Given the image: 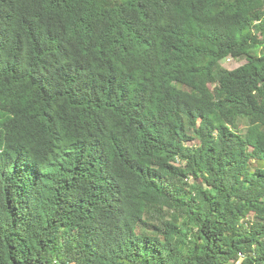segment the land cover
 I'll list each match as a JSON object with an SVG mask.
<instances>
[{"label":"trees","instance_id":"obj_1","mask_svg":"<svg viewBox=\"0 0 264 264\" xmlns=\"http://www.w3.org/2000/svg\"><path fill=\"white\" fill-rule=\"evenodd\" d=\"M0 264H264V0H0Z\"/></svg>","mask_w":264,"mask_h":264},{"label":"rangeland","instance_id":"obj_2","mask_svg":"<svg viewBox=\"0 0 264 264\" xmlns=\"http://www.w3.org/2000/svg\"><path fill=\"white\" fill-rule=\"evenodd\" d=\"M245 62H246V59L244 57H239V58L226 57L221 60V65L227 69H233ZM210 87L211 89H213L214 86L210 85ZM246 122L247 120H242L241 125L245 124ZM190 182H193V180H190Z\"/></svg>","mask_w":264,"mask_h":264}]
</instances>
